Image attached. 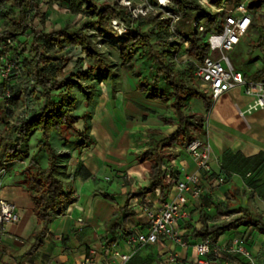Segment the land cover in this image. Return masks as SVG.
Returning <instances> with one entry per match:
<instances>
[{
    "label": "crops",
    "instance_id": "0c3cea01",
    "mask_svg": "<svg viewBox=\"0 0 264 264\" xmlns=\"http://www.w3.org/2000/svg\"><path fill=\"white\" fill-rule=\"evenodd\" d=\"M116 82L114 85L106 83L110 94L99 108L97 99L103 98L101 90L94 98L90 91L86 95L81 92L71 95L72 93L68 92H71V89L66 87L54 91L67 94L56 97V100L80 117L74 125L75 131L64 130L60 134L53 132L51 135V144L59 154L58 177L63 181L67 198L61 213L51 211L48 230L42 239L43 244L35 252L29 253L34 242V229L28 232L26 243L0 235V256H3L0 263L7 261L11 264H82L85 256L91 250H96L97 254L90 264H160L173 251L180 255L182 264H193L195 254L192 247L180 249L167 240L142 247L126 263L112 259L109 254L115 243L121 252L129 253L125 237L145 229L146 218L140 206L145 202L152 205L162 201L160 188L144 193L151 184V161L142 155L147 149L156 147L158 140L173 134L178 127V121H172L175 119L174 111L172 113L169 109V102L172 101L154 98L156 84L140 82L134 77ZM24 87L25 84L17 86L18 95L15 101L3 100L0 97L3 116L19 119L26 115L27 109L32 111V114L46 104L38 90L32 92L33 88L28 86L32 93L29 98ZM159 90L161 92L162 89ZM35 97L40 98L37 100ZM30 99L32 100L29 101ZM86 101H89V105L84 107L82 104ZM251 102V98H245L240 104L235 103V112L238 111L239 117L240 107L241 111H244ZM77 103L82 105L81 112L76 108ZM9 108L13 110L11 117L8 115ZM84 109L88 110L86 117ZM96 115L102 118L101 122ZM248 115L249 120L245 124L238 123L234 114L232 116L235 120L224 114L217 117L218 124L212 126L213 130L208 134L212 166L209 174L197 171L187 148L172 145L166 149L172 158L166 159L165 163L173 161L180 174L197 172L202 181L201 197L190 198L186 206L189 217L180 220L184 235L189 231L190 224L194 227L201 226V212L209 215V224H219L241 214L230 212L243 207L241 204H235L242 185L252 190L264 210V166L252 169L251 165L245 163V159L264 155V125L254 112ZM38 130L40 129L33 132H40L34 150L43 141L42 132ZM33 134L29 138L28 149ZM80 143L84 144L80 146ZM63 150H69L71 154L61 156ZM9 161L12 164L14 159ZM220 176H224L227 181L225 184L218 183ZM24 180L26 181L25 178ZM2 190L0 197L13 202L18 212L21 211L38 226L32 194H28L22 186L13 187L14 191ZM174 193V186L171 184L164 199L171 200ZM261 215L264 217V211ZM78 218H83V222L79 223ZM239 236L248 239V247L255 264H262L264 250H260L264 248V233L257 227L251 224L240 225L234 230L222 233L218 242L229 243L232 238ZM149 248H153L151 254L147 250ZM242 260L247 264L248 261L243 257L224 255L221 262L242 264Z\"/></svg>",
    "mask_w": 264,
    "mask_h": 264
},
{
    "label": "trees",
    "instance_id": "16d2710c",
    "mask_svg": "<svg viewBox=\"0 0 264 264\" xmlns=\"http://www.w3.org/2000/svg\"><path fill=\"white\" fill-rule=\"evenodd\" d=\"M71 9L74 12L80 11V4L78 0H68ZM225 0H210L215 6H220ZM235 1V0H232ZM264 2V0H259ZM90 2V0H86ZM251 2V1H250ZM4 3V10L0 11V15L4 20H7L10 28L7 31L0 33V43L6 42L7 39L11 40L8 49L13 50L14 54L24 44L30 45V50L27 52L23 50L22 63L25 66L29 74V82L24 83L19 77H13V85L11 86L12 98L7 101H15L18 93L16 88L20 84H25L27 96L31 98L32 93L29 91L28 86L33 88L34 92L39 88L38 92L46 100V104L40 108L37 112L32 114L27 109L26 115L22 118L19 117L17 127H15V138H3L0 140V148L4 150L5 156L8 159L15 157H28L29 151L27 149L29 138L33 132L40 129L42 132L43 141L40 144V148L47 151L48 165L42 167L39 160L32 156L29 159L27 166L24 169V175L26 176L27 183L31 185L32 201L34 203V213L37 218L40 229L34 233V242L29 249V253L35 252V250L43 244V237L48 230V225L51 220V211L62 212V206L67 198L64 190L63 181L58 177L57 173V159L59 154L55 151L51 144V135L53 132L60 134L64 130L75 131L74 125L80 120V117L69 109H66L62 103L58 102L54 98V91L60 90L62 87L70 90L74 81L72 79L59 80L58 77L61 74L60 57H56L53 54L48 53L56 48V46L63 43L77 47L81 46L88 53L94 54L95 58L99 56L98 52H94L91 49L90 39L86 33L80 31H70L63 29L60 31H53L52 33L43 34L37 32L33 27L27 24L29 14L27 9L30 7L28 0H0V4ZM174 9L173 13L184 18L188 21H192L194 18L199 17L203 20L204 24L208 27H213L217 33L223 32L222 20L218 13L204 11L205 7H202L197 2H191L188 0H173ZM88 7H92L89 4ZM250 9L255 11V6L249 3ZM14 10H19V20L15 21L9 17V12L12 14ZM123 10V9H122ZM111 10H102L99 14L92 9L89 11L92 17L96 18V23L101 28L106 26L105 19L111 20L109 13ZM114 12V11H112ZM124 12V11H123ZM119 14L120 17L130 25L132 15H126L125 13ZM199 14V15H198ZM264 20V15L257 14L255 11V17L252 24V28L257 26V20ZM105 18V19H104ZM155 20L150 17L140 16L138 26L131 30L127 38L120 40L118 46H120L119 56L123 64H130L134 55L138 49H147L156 64V67L161 73L171 88L170 95H166L160 92L157 85L154 86V98H165L171 100V108L174 111L178 127L169 137L158 140L157 146L147 149L142 157L151 161V184L144 193H148L156 188L161 189V200H165V192L171 187L170 183H167L162 172V167L165 164L166 159H171L172 155L165 152L167 148L172 145H178L182 148H187L189 144L197 139L194 134V128L198 127L190 121V117L185 113V106L187 100L192 97H197L203 101L205 111L208 113L212 107V99L206 97L203 91L195 85L189 84L183 77L179 70L174 68L173 62L169 59L174 51L170 48L162 47L160 50L154 48L151 37L148 33L141 29V24L144 22H150ZM136 20H134L135 22ZM173 35L168 32L169 27L162 29L161 26L157 28L155 35L159 37L158 41L167 43L168 37L180 36L182 33L180 23H176ZM190 30L186 35H182V41L187 43L186 53L197 61H202L209 52V44L207 43V32H198L189 24ZM29 32V33H28ZM28 33V34H27ZM27 34L26 36H24ZM24 36V38H21ZM31 36V37H29ZM61 38V39H60ZM263 39V29L260 31V40L258 46H261ZM166 42V43H165ZM98 59V58H97ZM102 61V60H101ZM194 75V70H192ZM100 73L99 77L104 78ZM259 77L264 76V68L259 70L256 74ZM20 80V81H19ZM3 85H0V97L3 94ZM20 89V88H18ZM37 91V90H36ZM19 92V91H18ZM63 94L62 96H66ZM40 98V97H39ZM35 97V99H39ZM30 99L29 101H31ZM8 115L13 116V110L8 109ZM84 143H80L82 146ZM245 163L251 165L252 169H256L264 166V155L260 154L248 159H245ZM247 165V166H248ZM147 203H143L146 205ZM150 205V204H149ZM231 214L238 215L233 216L229 220L222 221L219 224H209V215L206 212H201L200 215V227H194L189 225V231L186 233V237L192 239L210 238L214 243L218 242L219 236L227 231L234 230L240 225L251 224L257 227L264 233V220L262 217L255 216L250 209L246 207H240L230 212Z\"/></svg>",
    "mask_w": 264,
    "mask_h": 264
},
{
    "label": "rangeland",
    "instance_id": "374dc122",
    "mask_svg": "<svg viewBox=\"0 0 264 264\" xmlns=\"http://www.w3.org/2000/svg\"><path fill=\"white\" fill-rule=\"evenodd\" d=\"M28 1L30 7L27 9L29 14L27 24L30 25V27H33L37 32L43 34H48L52 33L53 31H60L63 29L86 33L89 36L92 51L99 53L97 59L95 58L94 54L88 53L81 46L72 47L65 43L62 45L58 44L54 50L48 53L49 55L53 54L54 56L61 58V74H59L60 76L58 79L60 81L63 79H72L74 81L71 92L68 91L69 94L72 93L71 95H76L78 92H81L85 93L86 95L90 91V94L94 98L98 94V91L101 90L103 98L102 100L99 99L100 101L97 99V106L99 108L102 107V104L107 101L109 97L110 88L107 85L108 83L110 84L113 81L111 85H114L117 83L116 80L127 81L129 77H134L140 82L150 83L151 85L158 84V89H162L161 92L165 93L166 95H170V87L167 84L165 77L159 73V69L156 67L150 52L147 49H138L132 62L127 65L122 63V60L119 56L120 46L117 45L119 44L120 40L128 37V34L131 30L138 26L137 20L140 16L143 18L151 16L155 19L153 21H146L141 24V29L150 35L154 48L160 50L162 47H167L170 48L171 51H174V54L172 56L170 55L169 57L171 62L174 64V68L182 73V77L189 84L195 85L200 89V91L202 90L201 82L196 79L192 73V57L189 56L185 51L186 44L182 40L180 42L175 39V36L168 37L167 43L165 42L166 44H164L163 41L165 40L162 39V41H158L159 37L154 36V32H156L158 26H161L162 29H165L167 26L170 27V25H173V23V28L170 27L168 30L170 34L173 35L175 25H177L176 23H180L182 31L181 33L188 32L190 30L188 20L182 18L179 21L174 22L172 16L170 17L167 15L168 12L165 9L156 8L154 5L156 0H90L88 3L86 0H78V4H80V11L77 12H74L71 9L68 0ZM188 1L193 3L195 2V0ZM206 1L209 2L210 0ZM250 1V4L255 6V11H257V14L264 15V2L259 0ZM89 4L92 5V7H88ZM213 7L214 6H212V8ZM111 8L114 12L109 11L110 15L112 16L111 20L107 21V19L104 18L106 22V26L104 28H101L99 25H97L96 18L92 17L89 13L91 9L99 14L102 10H111ZM141 9L144 11L143 14L140 13ZM214 10L215 8H204L206 13H209L210 11L216 13ZM10 13L11 12H9V17H11V19H14L15 21L19 20V10H14L12 14ZM121 13L132 15V20L136 21H132L130 25H128V23L120 17L119 14ZM145 13H147L146 16H144ZM139 14L140 16L135 19L136 15ZM9 28L10 26L8 22H3L0 26V33L7 31ZM262 29L263 39L261 41V46H258L260 40V31ZM24 36L21 38H24ZM30 48L31 47L29 44H24L20 49H26L25 52H27V50H30ZM219 54V49H213V56L218 57ZM228 55L234 67L238 70H241L246 78L250 80L264 81V76L259 77L256 75L259 70L264 68V20L259 17L257 20V26L251 29L249 36L238 46H236L231 52H229ZM100 73L103 74L102 76H104V78L99 77ZM54 93L55 99L56 97L63 95L62 92H60V94H58L59 92ZM203 93L206 97H209L206 92ZM92 97L90 98L93 100ZM245 98L247 99L251 97L245 94L244 88H236L228 93L223 94L216 101H212V107L207 113L205 111L203 102L196 97L190 96L185 106V113L190 117V121L198 126L194 128V134L197 136V138L206 141L209 140V131L213 130L211 129L212 126L218 124L216 119L218 116H220V114L229 115L231 116L232 120L236 119V121H239L238 123H248L249 113L245 114V116L241 115L239 117L238 111L235 112V103L237 102L240 104V102H242ZM69 99H73V97H69ZM2 105V100L0 99V109H3ZM76 105V108H79L81 112L82 105L84 107L88 106L89 101H86V103H83L82 105H79L78 103ZM171 105L172 103L169 102L170 110H172ZM248 107L249 105L247 106V109ZM96 108L97 107L95 105V111L97 110ZM239 110H242V108L240 107ZM83 111L86 117L88 110L84 109ZM252 112L258 116V119L264 125V107ZM233 114L236 115L235 119L232 116ZM3 115V110H0V140L5 137L11 138L13 140L15 138L14 129L17 127L19 119H16V117L7 118ZM96 118L101 122L102 118H100L99 115H96ZM243 118L247 121H245ZM172 121L177 122L176 115L175 119H172ZM205 124L208 127H206ZM39 137L40 132H35L33 134L29 146L31 151L36 148V141L39 139ZM29 149L28 151H30ZM31 151L29 152L28 157L12 158L14 161H12L11 164V161L6 158L4 150L0 148V190L4 189L7 191H14L13 187L22 186L23 189L28 192V194H32L30 183H27V181L24 180V178L26 179V176L24 175V167L27 165L28 159L32 155L39 160L43 167H46L48 165L49 155L47 151L41 149L40 146H38V148L33 152ZM165 152L169 153V150H165ZM60 154L61 156H69L71 152L69 150H63ZM57 161H59V158ZM245 175L246 174H244V176ZM246 180L247 178H245V181ZM226 182L227 181H225L223 184ZM255 199L257 198L254 196L252 190L242 185L235 204H241L243 207L250 209V211L256 216L264 218L261 215L262 211H264L261 209V202L259 199ZM7 201L13 203L10 200ZM18 214L19 221L16 223L7 224L5 226V230L9 233L19 236L21 240L25 242L28 232L33 229L35 232H37L40 229V226H37L36 222L33 224L32 220L26 217L21 211L18 212ZM152 249L153 248L147 249L150 254ZM263 250L264 248H261L260 251ZM1 251L2 247H0V252ZM2 257L3 256H0V259H2ZM241 262L242 264H245L243 260ZM262 262V264H264V260H262Z\"/></svg>",
    "mask_w": 264,
    "mask_h": 264
},
{
    "label": "built area",
    "instance_id": "2783aa9c",
    "mask_svg": "<svg viewBox=\"0 0 264 264\" xmlns=\"http://www.w3.org/2000/svg\"><path fill=\"white\" fill-rule=\"evenodd\" d=\"M195 2L205 8H215L214 11L219 14L223 24V32L220 34L213 27L206 26L199 17L194 18L191 22L188 21L196 31L207 32L208 55L202 61L192 58L194 77L201 82L203 92H206L213 101H216L220 96L231 90L244 88L245 94L251 97L252 103L249 104L248 109L239 110L240 115L245 116L247 113L263 108L264 81L246 78L241 70L234 67L228 55L249 36L252 29L255 11L249 7L250 0H225L220 6H215L206 0H195ZM154 5L157 9H165L168 12L167 15L172 16L174 22L181 19L180 16L173 13V0H156ZM4 6V3L0 4V11L4 10ZM212 6L214 7L212 8ZM140 13H144L143 9ZM146 15L147 13L144 14V16ZM139 16L140 14L136 15L135 19ZM3 22L0 15V26ZM173 26L174 23L170 25L171 28ZM186 33L175 36V39L181 42V36L186 35ZM10 43L11 40L9 39L0 43V85L4 86L1 96L3 100L12 98L13 77H19L24 83L29 82L30 79L28 71L22 63L24 49H19L14 54L13 50L8 49ZM185 44L187 46V43ZM213 49H219L220 54L218 57L212 55ZM36 90H39V88ZM206 127L208 126L206 125ZM187 152L195 163L197 171L206 174L211 172V143L209 140L195 139L187 147ZM162 172L165 180L174 186L173 198L152 205L148 203L141 205L140 209L146 218L145 229L125 237L124 241L130 249L129 253L121 252L117 249V243H115L109 253L112 259H119L122 263H126L142 247L167 240L180 249L192 247L195 254L193 264H224L221 262L224 255L240 256L248 261L247 264H255L252 252L248 247V239L244 236L234 237L229 243H214L210 238L187 239L181 229L180 220L189 217L186 206L190 198L198 199L201 197L203 193L201 178L197 172L180 174L173 161L165 163ZM217 181L219 184H223L225 182L224 176H220ZM18 221L19 214L16 205L0 197V235L14 241H20L19 237L5 230L7 224ZM77 221L81 223L83 218H78ZM96 254V250H91L85 256L82 264H90ZM0 264L11 263L4 261ZM160 264H182V259L177 252L173 251Z\"/></svg>",
    "mask_w": 264,
    "mask_h": 264
}]
</instances>
